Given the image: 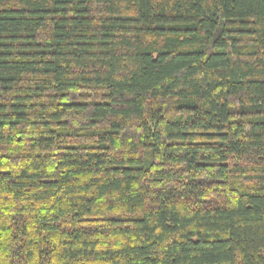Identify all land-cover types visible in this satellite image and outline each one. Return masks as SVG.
<instances>
[{
    "label": "trees",
    "instance_id": "obj_1",
    "mask_svg": "<svg viewBox=\"0 0 264 264\" xmlns=\"http://www.w3.org/2000/svg\"><path fill=\"white\" fill-rule=\"evenodd\" d=\"M0 264H264V0H0Z\"/></svg>",
    "mask_w": 264,
    "mask_h": 264
}]
</instances>
